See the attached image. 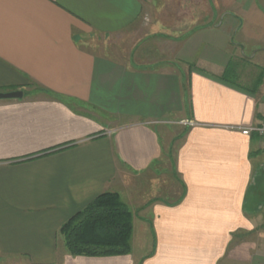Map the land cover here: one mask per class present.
I'll list each match as a JSON object with an SVG mask.
<instances>
[{
    "label": "crops",
    "instance_id": "crops-1",
    "mask_svg": "<svg viewBox=\"0 0 264 264\" xmlns=\"http://www.w3.org/2000/svg\"><path fill=\"white\" fill-rule=\"evenodd\" d=\"M172 5L0 0V93L23 92L0 100V264H264V138L242 132L264 122V0L166 38ZM106 192L131 254L70 255L62 226Z\"/></svg>",
    "mask_w": 264,
    "mask_h": 264
},
{
    "label": "trees",
    "instance_id": "trees-1",
    "mask_svg": "<svg viewBox=\"0 0 264 264\" xmlns=\"http://www.w3.org/2000/svg\"><path fill=\"white\" fill-rule=\"evenodd\" d=\"M235 77L229 67L223 79ZM60 234L72 256H127L132 252L133 213L118 193L106 192L72 216Z\"/></svg>",
    "mask_w": 264,
    "mask_h": 264
},
{
    "label": "rangeland",
    "instance_id": "rangeland-1",
    "mask_svg": "<svg viewBox=\"0 0 264 264\" xmlns=\"http://www.w3.org/2000/svg\"><path fill=\"white\" fill-rule=\"evenodd\" d=\"M170 1L173 3L172 8L166 11H163V13L170 15L169 21H171V24H172L171 25L172 28L167 29L168 35H166V38H169L171 36H181L180 34H182L183 31H187L189 28H191L190 26L192 22L190 21L191 18L197 19L199 15H201L204 19V21L202 20L200 21L201 23L202 22L205 23L206 20L211 18L213 14L216 15V17L219 18V20L220 19L222 20L227 16V9L225 6L224 7L219 6L220 9L218 10L215 9L216 11L213 10V6L215 7L217 6V5H214L215 2H217V0H170ZM179 18H180V21L186 22V24L188 25L187 26L174 25L175 23H177ZM207 26H203V27H207ZM125 34H123V36L122 35L116 36L114 40H109V42L107 43L108 45L106 46L109 56L117 57V55L119 54L126 55L127 53L126 51L131 50V42L128 39H125V38L130 37V35L125 36ZM165 34L166 33L163 31L161 35L158 34L157 36H154V37L163 38L165 37L164 36ZM120 52H123V53H120ZM121 59L126 60L125 56L122 57ZM173 193H176L174 188H173ZM176 198L178 197L175 196L171 201L176 200ZM138 232L139 231H137V233Z\"/></svg>",
    "mask_w": 264,
    "mask_h": 264
},
{
    "label": "built area",
    "instance_id": "built-area-1",
    "mask_svg": "<svg viewBox=\"0 0 264 264\" xmlns=\"http://www.w3.org/2000/svg\"><path fill=\"white\" fill-rule=\"evenodd\" d=\"M183 124L185 126H193L194 125V123L191 121H184ZM242 132L245 135L257 134L259 137L264 138V122L257 127L244 129V130H242Z\"/></svg>",
    "mask_w": 264,
    "mask_h": 264
},
{
    "label": "water",
    "instance_id": "water-1",
    "mask_svg": "<svg viewBox=\"0 0 264 264\" xmlns=\"http://www.w3.org/2000/svg\"><path fill=\"white\" fill-rule=\"evenodd\" d=\"M23 97V92L16 91L10 93H0V100L4 99H21Z\"/></svg>",
    "mask_w": 264,
    "mask_h": 264
}]
</instances>
